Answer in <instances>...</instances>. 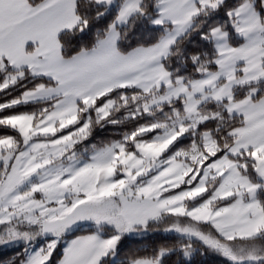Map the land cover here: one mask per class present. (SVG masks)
Returning <instances> with one entry per match:
<instances>
[{
  "label": "snow or ice",
  "instance_id": "snow-or-ice-1",
  "mask_svg": "<svg viewBox=\"0 0 264 264\" xmlns=\"http://www.w3.org/2000/svg\"><path fill=\"white\" fill-rule=\"evenodd\" d=\"M0 130V264H264V0H0Z\"/></svg>",
  "mask_w": 264,
  "mask_h": 264
},
{
  "label": "trees",
  "instance_id": "trees-1",
  "mask_svg": "<svg viewBox=\"0 0 264 264\" xmlns=\"http://www.w3.org/2000/svg\"><path fill=\"white\" fill-rule=\"evenodd\" d=\"M101 27L103 25H100ZM91 40V37L89 36L86 38V42H89ZM113 129H109L108 132L105 134L107 138H112L111 133L113 132ZM0 134H3V130H0ZM88 233L87 230H83L80 232H77V234H84ZM171 237L168 239H165V237ZM176 243L175 237L172 234H166L163 233L162 230L158 232H153L149 233L147 237L144 238H138L135 240H128L125 239L123 241L124 245V251L125 252H133L138 249H144L146 251H142L140 254H151L152 249L159 247L162 244H167L169 246L173 245ZM18 249H1L0 250V261H6L11 259L15 254ZM181 259L180 255H173L168 258L167 264H177V262ZM219 257H215L212 254H208L207 256H202L200 254H195L193 257V264H219L220 262Z\"/></svg>",
  "mask_w": 264,
  "mask_h": 264
},
{
  "label": "crops",
  "instance_id": "crops-1",
  "mask_svg": "<svg viewBox=\"0 0 264 264\" xmlns=\"http://www.w3.org/2000/svg\"><path fill=\"white\" fill-rule=\"evenodd\" d=\"M86 234H88V233H84V234H77V235H86Z\"/></svg>",
  "mask_w": 264,
  "mask_h": 264
},
{
  "label": "rangeland",
  "instance_id": "rangeland-1",
  "mask_svg": "<svg viewBox=\"0 0 264 264\" xmlns=\"http://www.w3.org/2000/svg\"><path fill=\"white\" fill-rule=\"evenodd\" d=\"M1 249H4V248H0V250H1Z\"/></svg>",
  "mask_w": 264,
  "mask_h": 264
}]
</instances>
